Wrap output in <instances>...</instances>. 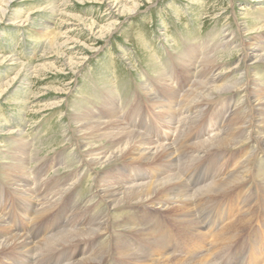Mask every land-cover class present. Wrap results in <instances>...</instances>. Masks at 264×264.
<instances>
[{"label":"rangeland","instance_id":"1","mask_svg":"<svg viewBox=\"0 0 264 264\" xmlns=\"http://www.w3.org/2000/svg\"><path fill=\"white\" fill-rule=\"evenodd\" d=\"M263 2L0 0V242L13 235L32 242L1 251L0 264L56 258L78 264L93 257L101 262L93 264L170 258L263 264L264 255L262 263L257 255L264 254V124L250 114L251 107L264 109L255 104L256 93L264 98V63L244 59L245 49L264 48ZM202 82L237 93L212 95L195 107L187 100L204 91ZM82 119L119 124L150 146H171L174 157L149 164L127 159L128 151L94 167L80 137ZM237 121V127L247 121L245 130H237ZM220 134L245 144L200 149ZM101 147L92 157L114 149L107 142ZM142 173L149 178L137 181ZM232 173L239 184L213 196L204 192ZM168 175L180 179L170 198L114 207L104 197ZM67 232L77 239L44 248Z\"/></svg>","mask_w":264,"mask_h":264},{"label":"bare ground","instance_id":"2","mask_svg":"<svg viewBox=\"0 0 264 264\" xmlns=\"http://www.w3.org/2000/svg\"><path fill=\"white\" fill-rule=\"evenodd\" d=\"M119 1V0H118ZM150 1V0H149ZM258 1H264V0H258ZM113 2V1H112ZM116 3V2H115ZM119 3V2H118ZM264 3V2H263ZM111 5H113V4H111ZM117 5V4H116ZM114 6V5H113ZM124 7V6H123ZM113 8V7H112ZM121 9H123V8H121ZM130 8H128L127 7V11H130L129 10ZM258 24V23H257ZM92 26V25H91ZM109 26V25H108ZM256 26V25H255ZM93 27V26H92ZM243 27H244V29H248V31H249V27H248V23H244L243 24ZM259 27V26H258ZM264 27V26H263ZM107 28V27H106ZM257 28V27H256ZM110 29V28H109ZM260 29V28H259ZM254 30V29H253ZM258 30V29H257ZM92 31V30H91ZM255 31V30H254ZM252 32V33H255V32ZM103 32V31H102ZM46 33H48V32H46ZM93 33V32H92ZM101 33V32H100ZM105 33V32H104ZM103 33V34H104ZM263 33V32H262ZM95 34V33H94ZM102 34V35H103ZM64 35V34H63ZM62 36V35H61ZM56 37V36H55ZM52 38V37H51ZM58 38V37H57ZM56 38H54V40H55ZM50 42H51V40H50ZM63 42V41H62ZM52 44H53V42H51ZM54 44H56V43H54ZM65 44V43H64ZM251 44V43H250ZM252 45V44H251ZM250 46V45H249ZM264 49V48H263ZM263 49H261V47H259V46H256V47H254V46H251V47H249V48H247V49H245L246 50V52L245 51H243V52H245L246 54H244L245 55V57H244V59H253V58H255V63H264V50ZM243 50V49H242ZM214 62H215V60H214ZM72 66V65H71ZM70 66V67H71ZM73 67V66H72ZM247 67V66H246ZM213 77V76H212ZM216 78H218L217 76H216ZM219 80H220V78H219ZM209 81H210V79H209ZM205 82V81H204ZM204 82H202V83H199L200 84V86H199V88H202L203 87V92H197V93H195V92H193V94H191L192 96L190 97L189 95V99L187 100L188 101V103L189 104H195V107H196V104H198V102H203L204 100L206 101V100H208V99H210V98H212V95H217V94H220V93H231V92H234L235 91V89L236 88H234V86L233 87H229V86H216V85H214V84H216V83H214V84H212V83H208L207 82V84L206 83H204ZM223 82V81H222ZM240 82V81H239ZM245 83V82H244ZM198 84V83H197ZM241 84V83H240ZM247 84V83H246ZM260 84V83H259ZM218 85V84H217ZM236 85V84H235ZM197 86V85H196ZM194 87H195V85H194ZM236 87V86H235ZM241 86H239V88H240ZM243 87V86H242ZM193 88V87H192ZM246 88V87H245ZM237 89H238V87H237ZM256 89V88H255ZM243 90V89H242ZM244 90H246V89H244ZM261 90V89H260ZM197 91V90H196ZM250 91V90H249ZM0 92H1V90H0ZM236 93H237V91H235ZM253 92V91H252ZM2 93V92H1ZM0 93V94H1ZM241 93V92H240ZM243 93V92H242ZM246 93V92H245ZM264 93V92H263ZM249 94V93H248ZM252 94V93H251ZM250 95V94H249ZM252 95H255V94H252ZM256 95H257V97H258V99L256 98V100H255V104L257 105V106H259L260 105V109H262L261 107L264 105V98L262 97V98H259V96H258V93H256ZM262 95V94H261ZM231 96V95H230ZM233 96V95H232ZM246 96H247V94H246ZM251 96V95H250ZM263 96V95H262ZM229 97V96H228ZM255 98V97H254ZM229 99V98H228ZM249 99V98H248ZM59 100V99H58ZM184 100V99H183ZM203 100V101H202ZM213 100V99H212ZM251 100V99H250ZM209 101H211V100H209ZM184 102V101H183ZM207 102V101H206ZM228 102V101H227ZM250 103V102H249ZM252 103V102H251ZM54 104H56V103H54ZM188 104V105H189ZM201 104V103H200ZM203 104V103H202ZM206 104V103H205ZM234 105V104H233ZM52 106H53V104H52ZM166 106V105H165ZM192 106V105H191ZM198 106H200L199 104H198ZM243 107V106H242ZM239 108V107H238ZM203 109V108H202ZM251 109H252V111L251 112H253L252 114H250V118H251V120L252 121H254L255 122V124H256V122H260V125L259 126H261V124H264V119L263 118H261L262 117V115H263V110H260L259 111V108L258 107H251ZM168 110V109H167ZM248 110V109H247ZM239 111H241V110H239ZM250 111V110H249ZM262 111V112H261ZM189 112V111H188ZM198 112V111H197ZM250 112V113H251ZM175 113V112H174ZM232 114H234V113H232ZM245 114H247L246 112H245ZM239 116V115H238ZM220 117V116H219ZM240 117V116H239ZM238 117V118H239ZM249 120V119H248ZM235 121V120H234ZM245 122H247V121H244L243 123H242V125L241 126H239V127H237V124L236 123H239L238 121L237 122H235V124H236V127H237V130L238 129H241V130H245V128L247 127V126H245V125H247V123H245ZM179 123V122H178ZM234 123V122H233ZM78 124H79V133H80V137H81V139H82V141H83V145H84V147H86V151L85 152H87L88 153V161H90L89 163H91L94 167H97V166H102L103 167V165H108V164H111L112 162H114V161H117V159H119V158H121L122 156H124V154L126 153V152H128V151H130V155L127 157V159H131V160H135V161H141V162H145V163H152L153 161H160V162H163V161H166V159L169 161H171V159H169V158H171L172 157V155H173V152L175 151H173L172 152V149L168 146V145H166V144H164V145H157V146H150V145H148L147 143H146V141H145V138H143V136H141V135H139V134H137V133H133V131L131 132L129 129H127V128H125V127H122V126H120L119 124H114V122H98V123H96V122H91V121H86V120H80V121H78ZM259 124V123H258ZM257 124V125H258ZM232 125H234V124H232ZM258 126V128H260ZM249 127H251L250 125H249ZM255 127V126H254ZM257 127V126H256ZM255 127V128H256ZM230 128V127H229ZM232 128H230V130H231ZM241 130H239V131H241ZM232 131V130H231ZM176 132V131H175ZM221 132V131H220ZM257 132H258V130H257ZM236 134V131H234L233 132V134ZM241 133V132H240ZM245 133V132H244ZM248 133H249V131H248ZM184 134V133H183ZM235 134H234V136H235ZM250 134V133H249ZM178 135V134H177ZM241 135V134H240ZM236 136H239V135H237L236 134ZM242 136V135H241ZM261 136V135H260ZM264 136V135H263ZM177 137V136H176ZM186 137V136H185ZM228 137L229 136H227V137H225L223 134H220V135H218L216 138H214V139H209V140H207V141H205L204 143H202L199 147H200V149H203V150H205V151H209V150H213V149H228V148H231L232 146H235V145H238V144H241V143H244V141H242V139H240V140H235L234 139V137H231V138H233V139H228ZM245 137V136H244ZM258 137V136H257ZM95 138H98V139H95ZM178 138V137H177ZM238 139H239V137H237ZM241 138V137H240ZM249 138V137H248ZM264 138V137H263ZM179 139V138H178ZM252 139H254V138H252ZM264 140V139H263ZM104 141H106L107 143H110L111 145H113V147L112 148H114L113 149V151L111 152V154H109V156H106L105 155V151H104V153L100 156L99 155V157H96L97 156V154H96V156L95 157H92V155L94 154L93 152H97L98 153V151H99V153H100V151H103L105 148H103V147H101L102 145H104L105 143H104ZM247 141V140H246ZM248 141H250V140H248ZM93 142V143H92ZM96 142H100V144L98 145V144H95ZM102 142H103V144H102ZM148 142V141H147ZM153 142V141H152ZM152 144V143H151ZM170 144V143H169ZM245 144V143H244ZM258 146V145H257ZM184 147V146H183ZM195 147V146H194ZM196 148H198V147H196ZM235 148H238V147H235ZM259 148V147H258ZM263 148V147H262ZM178 149V148H177ZM260 149V148H259ZM264 149V148H263ZM262 150V149H261ZM180 151H181V149H180ZM190 151V150H189ZM219 151V150H218ZM250 151V150H249ZM182 152V151H181ZM203 152V151H202ZM177 153V152H176ZM199 153V152H198ZM257 153V152H256ZM175 154V153H174ZM180 154V153H179ZM203 154V153H202ZM262 154H263V152H262ZM94 156V155H93ZM188 156V155H187ZM173 157H174V155H173ZM178 158V157H177ZM183 158V157H182ZM195 158H197V157H195ZM83 159V158H82ZM173 159H175V158H172V161H173ZM247 159V158H246ZM191 161V160H190ZM119 162V161H118ZM176 162V161H175ZM180 162V161H179ZM192 162V161H191ZM168 163V162H167ZM197 163V162H196ZM246 163V162H245ZM253 163V162H252ZM170 164V163H169ZM175 164V163H174ZM243 164V163H242ZM90 165V164H89ZM157 166V165H156ZM170 166V165H169ZM179 166V165H178ZM255 166V165H254ZM93 167V168H94ZM163 167V166H162ZM181 167V166H180ZM172 168V167H171ZM170 168V169H171ZM88 169V168H87ZM157 169V168H156ZM167 169V168H166ZM245 170V169H244ZM169 171V170H168ZM172 171V170H171ZM191 171V170H190ZM248 171V170H247ZM161 172V171H160ZM176 172V171H175ZM159 173V172H158ZM169 173V172H168ZM172 173V172H171ZM170 173V174H171ZM236 173H239V172H236ZM153 174H155V173H153ZM163 174V173H162ZM232 175H233V173H232ZM238 174H234L233 175V178L231 179V178H229L228 180H224V181H222V182H219V181H217L218 183H215V184H211V187H209L208 189H206V191H204L206 194H214V193H218L219 194V192L220 193H222V191H224V190H226L227 188H230V187H232V185H234V184H236V183H238V182H240V179H241V177H240V175L239 176H237ZM244 175V174H243ZM160 176V175H159ZM169 176V175H168ZM177 176V175H176ZM175 175L174 176H169V177H165V178H163V179H161V180H157V181H153V182H139V183H135V185H132V186H129V187H127V188H124V187H121V188H119V189H112V190H107L106 192H105V196L104 197H107L108 199V201H110L111 202V204H113L114 205V207H118V206H121V205H124V204H131V203H146V202H151V201H153L155 198H157V197H165V198H170V197H172V195H174V194H177V192L175 193V192H172L171 191V187L172 186H174L175 184H177L178 182H180V179H178L177 177H176ZM219 177V176H218ZM224 177V176H223ZM228 177H230V175L228 176ZM147 178H149V177H147V175H144V173H142L141 174V176H138V179H136L137 181H143V180H146ZM153 178V177H152ZM183 179V178H182ZM220 179V178H219ZM153 180V179H152ZM217 180V179H216ZM242 180H244V178L242 179ZM211 181H213V180H211ZM99 183V182H98ZM183 184V183H182ZM239 184V183H238ZM243 185V184H242ZM103 186V185H102ZM210 186V185H209ZM120 187V186H119ZM176 187V186H175ZM22 188V187H21ZM97 188H99V187H97ZM174 188V187H173ZM206 188V187H205ZM102 190H104V189H102ZM189 190V189H188ZM202 190V189H201ZM200 190V191H201ZM17 191V190H16ZM27 191V190H26ZM66 191V190H65ZM105 191V190H104ZM175 191V190H174ZM178 191V190H177ZM196 191V190H195ZM199 191V192H200ZM30 192V191H29ZM225 192V191H224ZM64 193V192H63ZM97 193V192H96ZM181 193H182V191H181ZM64 194H66V193H64ZM99 194V193H98ZM104 194V193H103ZM102 194V195H103ZM172 194V195H171ZM184 195L186 194L185 192L183 193ZM31 195H32V193H31ZM31 195H30V197H31ZM55 195V194H54ZM188 195V194H187ZM186 195V196H187ZM194 195V194H193ZM198 195V194H197ZM98 196V195H97ZM203 196H204V194H203ZM211 196H213V195H211ZM180 197V196H179ZM187 197H189V196H187ZM248 197V196H247ZM35 198V197H34ZM191 198V197H190ZM203 198V197H202ZM201 198V199H202ZM264 198V197H263ZM159 199V198H158ZM178 199V198H177ZM180 199H181V197H180ZM240 199V198H239ZM20 200V199H19ZM163 200V199H162ZM187 200V199H186ZM195 200V199H194ZM244 200H246V199H244ZM249 200V199H248ZM30 201V200H29ZM52 201V200H51ZM60 201V200H59ZM165 201H167V200H165ZM172 201V200H171ZM179 201V200H178ZM196 201V200H195ZM170 202V201H169ZM177 202V201H176ZM181 202V201H180ZM185 202V201H184ZM190 202V201H189ZM194 202V201H193ZM57 203V202H56ZM152 203V202H151ZM168 203V202H167ZM172 203V202H171ZM188 203V202H187ZM202 203V202H201ZM201 203H199V204H201ZM209 203V202H208ZM36 204V203H35ZM59 204V203H58ZM110 204V205H111ZM162 204V203H161ZM178 204V203H177ZM180 204V203H179ZM190 204V203H189ZM264 204V203H263ZM43 205V204H42ZM46 205H47V203H46ZM45 205V206H46ZM51 205V204H50ZM54 205V204H53ZM152 205V204H151ZM182 205H183V203H182ZM186 205V204H185ZM195 206V205H194ZM47 207V206H46ZM52 208H53V206H51ZM180 207H181V205H180ZM191 207V206H190ZM197 207V206H196ZM184 208V207H183ZM185 208H186V206H185ZM185 208H184V210H185ZM193 208V207H192ZM201 208H202V206H201ZM178 209V208H177ZM42 210V209H41ZM40 210V211H41ZM112 210V209H111ZM184 210H182V211H184ZM187 210V209H186ZM189 210V209H188ZM47 211H49V210H47ZM194 211V210H193ZM198 211V210H197ZM247 211V210H246ZM263 211V210H262ZM187 212V211H186ZM185 212V213H186ZM195 212V211H194ZM239 212V211H238ZM47 213V212H46ZM192 213V212H191ZM240 213V212H239ZM242 213V212H241ZM262 213H264V212H262ZM48 214V213H47ZM184 214V213H183ZM189 214V213H188ZM182 215V214H181ZM191 215V214H190ZM194 215H195V213H194ZM46 216V215H45ZM183 216V215H182ZM189 216V215H188ZM197 216V215H196ZM39 218V217H38ZM1 220V219H0ZM37 220V219H36ZM98 220H100V219H98ZM187 220V219H186ZM195 220V219H194ZM187 221H189V218H188V220ZM234 221V220H233ZM1 222V221H0ZM191 222V221H190ZM195 222V221H194ZM58 223V222H57ZM102 223V222H101ZM186 223V222H185ZM75 224V223H74ZM74 224H72V225H74ZM85 224V223H84ZM98 224V223H97ZM105 224V223H104ZM196 224V223H195ZM71 225V224H70ZM99 225H101V224H99ZM182 225V224H181ZM109 226V225H108ZM196 226V225H195ZM3 228L5 227V226H2ZM8 227V226H7ZM6 227V228H7ZM57 227V226H56ZM69 227V226H68ZM234 227V226H233ZM248 227V226H247ZM67 228V227H66ZM72 228H73V226H72ZM192 228V227H191ZM228 228V227H227ZM230 228V227H229ZM75 229V228H74ZM233 229V228H232ZM1 230V229H0ZM63 230V229H62ZM97 230V229H96ZM109 230V229H108ZM134 230V229H133ZM5 231V230H4ZM65 231V230H64ZM67 231H69V230H67ZM93 231V230H92ZM152 231V230H151ZM230 231V230H229ZM6 232V231H5ZM71 232V231H70ZM70 232H67V233H62L61 235H59L58 237H56L55 239H54V241H52V242H54V243H52V242H46L47 244L45 245V249H50V248H52V247H57V246H60V245H64V244H67V243H69L70 241H72V240H74V239H77L76 238V236H73L72 235V233H70ZM76 232H78V231H76ZM98 232V231H97ZM103 232V231H102ZM111 232V231H110ZM220 233H221V231H220ZM2 234H4V233H2ZM16 234V233H15ZM95 235H96V233L95 232H93V233H91V234H87L86 236H84L83 235V237H85V239L86 238H91V237H95ZM114 235V234H113ZM219 235V234H218ZM53 236V235H52ZM124 236V235H123ZM126 236V235H125ZM227 236V235H226ZM225 236V238L227 239V237ZM119 237V236H118ZM219 237V236H218ZM112 238V237H111ZM145 238V237H144ZM47 239V238H46ZM45 239V240H46ZM95 239V238H94ZM118 239V238H117ZM51 240H53V239H51ZM97 240V239H96ZM122 240V239H121ZM220 240V239H219ZM224 240V239H223ZM31 241V240H30ZM56 241V242H55ZM119 241V240H118ZM216 241V240H215ZM238 241V240H237ZM25 242L26 243H28V244H31L30 242H29V240H27V237H22V236H14L13 235V237L11 236V238L10 239H8L7 241H4L3 240V242H0V252L1 251H5V250H7V249H9V248H11V247H14V246H19L20 244H25ZM38 242V241H37ZM92 242V241H91ZM120 242V241H119ZM219 242V241H218ZM225 242V241H224ZM44 243V242H43ZM74 243V242H73ZM234 243V242H233ZM264 243V242H263ZM216 244V243H215ZM226 244V243H225ZM41 245V244H40ZM43 245V244H42ZM41 245V246H42ZM129 245V244H128ZM227 245V244H226ZM16 246V247H17ZM35 246V245H34ZM116 246V245H115ZM32 247V246H31ZM121 247V246H120ZM126 247V246H125ZM216 247V246H215ZM229 247V246H228ZM59 248V247H58ZM61 248V247H60ZM68 248V247H67ZM78 248V247H77ZM147 248V247H146ZM37 249V248H36ZM41 249V248H40ZM64 249V248H63ZM71 249H72V247H71ZM118 249V248H117ZM148 249V248H147ZM219 249V248H218ZM258 249V248H257ZM31 250V249H30ZM43 250V249H42ZM57 250V249H56ZM83 250V249H82ZM85 250V249H84ZM120 250H121V248H120ZM146 250V249H145ZM255 250V249H254ZM50 251V250H49ZM49 251H47V252H49ZM65 251V250H64ZM76 251H77V249H76ZM75 251V252H76ZM152 251V250H151ZM17 252H18V250H17ZM33 252V251H32ZM39 252H40V250H39ZM43 252V251H42ZM41 252V253H42ZM56 252V251H55ZM67 252V251H66ZM79 252V251H78ZM82 252V251H81ZM91 252V251H90ZM96 252V251H95ZM111 252V251H110ZM118 252V251H117ZM20 253V252H19ZM41 253H39L40 255H41ZM58 253V252H57ZM69 253H70V251H69ZM71 253H73L72 251H71ZM264 253V252H263ZM1 254H3V253H1ZM7 254V253H6ZM25 254V253H24ZM38 254V255H39ZM46 254V253H45ZM50 254V253H49ZM48 254V255H49ZM52 254V253H51ZM54 254V253H53ZM53 254H52V256H53ZM56 254V253H55ZM64 254V253H63ZM74 254V253H73ZM76 254V253H75ZM91 254V253H90ZM104 254V253H103ZM111 254V253H110ZM128 254V253H127ZM152 254H153V252H152ZM4 255V254H3ZM11 255V254H10ZM26 255V254H25ZM163 255V254H162ZM263 255L264 254H261V255H257V260H259L261 263L263 262V260H262V258L261 257H263ZM18 256V255H17ZM24 256V255H23ZM22 256V257H23ZM29 256V255H28ZM27 256V257H28ZM50 256V255H49ZM61 256V255H60ZM138 256V255H137ZM14 257H16V256H14ZM19 257H21L20 255H19ZM34 257V256H33ZM92 257V256H91ZM104 257V256H103ZM6 258V257H5ZM8 258H10V257H8ZM73 258V257H72ZM90 258V257H89ZM94 258V257H93ZM93 258L92 259H87V260H84V261H82V262H79L78 264H93V263H101L100 261H97L96 259L95 260H93ZM140 258H142V257H140ZM18 259V258H17ZM23 259L25 260V257H23ZM53 259V258H52ZM137 259V258H136ZM6 260H7V258H6ZM19 260V259H18ZM138 260V259H137ZM11 260H9V262H10ZM26 261V260H25ZM53 261V260H52ZM65 261H67V259H63V258H60V259H58V258H56V260H54V263L53 264H64L63 262H65ZM18 262V261H17ZM21 262V261H20ZM23 262V261H22ZM139 262V261H138ZM241 262V261H240ZM12 263V262H11ZM10 263V264H11ZM28 263V262H27ZM69 263V262H68ZM67 262L65 263V264H68ZM144 263V262H143ZM13 264V263H12ZM29 264V263H28ZM75 264V263H74ZM140 264V263H139ZM146 264V263H145ZM154 264H156V263H154ZM158 264H213L210 260H209V258H203V259H201V260H198V261H186V260H179V259H172V258H170V259H165V260H163V261H161V262H158ZM239 264H241V263H239ZM242 264H243V262H242ZM249 264H257V263H253V262H249ZM264 264V263H263Z\"/></svg>","mask_w":264,"mask_h":264}]
</instances>
